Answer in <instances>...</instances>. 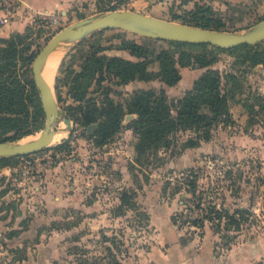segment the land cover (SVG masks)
<instances>
[{
  "label": "rangeland",
  "instance_id": "1",
  "mask_svg": "<svg viewBox=\"0 0 264 264\" xmlns=\"http://www.w3.org/2000/svg\"><path fill=\"white\" fill-rule=\"evenodd\" d=\"M102 1L105 0H76L66 13L58 12L57 23L38 21L22 33L23 48L37 55L61 29L109 12ZM199 3L213 9V18L224 23L221 31L245 33L264 19V0ZM122 10L127 9H117ZM186 12L181 9L164 20L184 24ZM121 39L137 41L151 49L153 55L162 50L174 53L177 49L196 54L208 52L217 59L213 67L221 73L241 68V93L230 101L234 122L214 126L211 140L194 149L182 147L193 133L179 134L173 149L159 153L162 162L137 165L134 172L130 171L129 162L135 156L136 137L130 126L135 117L128 115L121 131L103 147L95 146L93 132L97 124L83 128L72 122L70 132L63 114L73 103L66 94L73 76L83 72L87 60L101 47L108 49L99 56H113ZM57 51L63 54L51 87L57 101L59 96L62 98L58 102L60 117L55 124L54 141L42 151L8 157L0 164V260L5 264H82L81 260L101 264V258L111 248L114 252L127 249L128 254L121 255L123 264H264V65L234 66L235 57L244 53L224 52L214 46L177 48L167 41L118 29L100 31L80 42L62 43L53 53ZM257 51L264 57V42ZM32 63H18L17 72L23 82L33 79ZM151 63L150 67L157 70L158 63ZM97 78L88 79L86 84L89 96L101 100L103 92L101 83L96 84ZM187 78L186 75L182 86ZM102 86L113 89L110 96L116 102H123L135 90L163 88L159 80L127 87L108 79ZM177 96L168 95L170 100L178 99ZM38 99L39 92L28 98V119L21 122V133H31L14 142L36 140L44 129L46 117L37 120L35 116ZM240 100H247L246 107ZM248 105L253 106L252 111ZM14 134L10 132L3 138ZM190 169L200 173L199 190L207 200H203L205 207L208 202L217 203L218 208L223 203L231 212L247 208L254 217L240 231L227 230L223 224L217 233L206 222L203 236L200 228L174 225L171 216L182 210L193 218L202 214L185 191L172 195L169 188L164 192L168 182L173 187ZM143 174L148 176L147 181ZM124 188L137 192L136 199L149 216L148 227L145 221L138 222L135 211L114 216Z\"/></svg>",
  "mask_w": 264,
  "mask_h": 264
},
{
  "label": "trees",
  "instance_id": "2",
  "mask_svg": "<svg viewBox=\"0 0 264 264\" xmlns=\"http://www.w3.org/2000/svg\"><path fill=\"white\" fill-rule=\"evenodd\" d=\"M127 0H105V11L117 10ZM184 24L201 27L211 30H222L224 23L213 18V9L205 4L196 2L194 8L186 12ZM30 30L29 28L26 30ZM112 30V29H109ZM24 34L15 33L7 39H0V142L16 141L20 137L31 132L21 133V122L28 119L29 112L26 108V101L32 95H38L33 79L22 81L17 72L20 60L33 61L36 55L23 48ZM159 41V40H157ZM171 46L181 47H201L207 48L206 44H188L180 42H168ZM261 44V43H260ZM258 45H240L232 49H216L224 52L234 53L240 51L235 57L234 66H257L264 65V57L257 51ZM215 47V46H214ZM108 48L101 47L94 55L87 60L83 72L73 76L71 86L67 91L68 98L73 102L69 105L64 118L77 124L79 127L90 128L98 125L93 132L95 146L103 147L110 143L112 138L123 128V122L128 115L136 116L131 122L133 134L136 137L135 156L129 162L130 171L134 172L136 166H144L162 162L159 156L161 151L173 149L178 141L179 134L191 132L193 135L184 140L183 149H194L202 142H208L212 137V128L218 124L230 125L234 122L230 101L234 100L241 93L243 76L241 68L235 72L221 73L213 68L217 59L212 54L189 53L186 49H177L176 52L162 50L156 55L147 46L129 39H121V43L116 50L128 51L137 61H132L119 56H108L99 53ZM28 50V51H26ZM30 52V56L25 54ZM158 63V69L153 70L150 57ZM181 68L205 69L204 73L194 81L192 88L176 100H170L165 89H139L131 93L123 102H116L110 95L113 91L111 87H104L102 83L109 79L115 81L117 85H128L134 81L150 82L159 80L165 85L172 87L181 80ZM96 84L101 83L103 99L99 100L89 96L87 80L95 79ZM57 83L59 77L56 78ZM29 85V89L27 88ZM56 86V90H58ZM33 92L34 94H29ZM61 96L58 102H61ZM247 100L239 101L245 107ZM250 111L253 106L248 105ZM36 119L45 116L43 108L38 99ZM10 132H15L13 136L3 138ZM59 149L63 150L60 146ZM7 161L1 158L0 164ZM231 170L226 171L229 177ZM145 181L148 176L143 174ZM226 177V176H225ZM200 173L195 169L183 172L180 180L174 182V186L168 182L164 192L170 188L171 194H178L185 191L191 195L196 208L202 214L193 218L187 210H182L172 216V222L179 227L191 226L202 230L206 222H209L212 229L217 233L226 225V229L240 231L242 225L250 221L254 214L247 208H237L230 211L221 203L220 208L215 202H208L204 206V192L199 190ZM172 183V182H171ZM218 184V183H217ZM219 188L221 187L218 184ZM137 192L132 189H123L119 194V204L114 207L113 214L116 217L124 216L128 211H135L138 222L149 225V216L142 209L137 199ZM207 201V200H206ZM198 202V203H196ZM107 239V237H105ZM114 243V242H113ZM117 244V243H115ZM117 248V245L115 246ZM124 251H113L108 248V254L101 258V264H123L122 253ZM125 254V255H126ZM82 264L90 263L88 260H81Z\"/></svg>",
  "mask_w": 264,
  "mask_h": 264
},
{
  "label": "water",
  "instance_id": "3",
  "mask_svg": "<svg viewBox=\"0 0 264 264\" xmlns=\"http://www.w3.org/2000/svg\"><path fill=\"white\" fill-rule=\"evenodd\" d=\"M109 29L123 30L159 41L206 44L221 49H232L240 45H258L264 42V19L245 33H233L164 20L132 10H114L67 26L43 46L32 63L33 81L46 117L44 129L36 140L27 143L0 142V159L33 154L47 148L54 141L55 124L60 117V108L53 88L43 76L44 66L50 55L62 43L80 42L93 34ZM64 122L71 132L72 121L64 118ZM0 264L5 263L0 260Z\"/></svg>",
  "mask_w": 264,
  "mask_h": 264
},
{
  "label": "crops",
  "instance_id": "4",
  "mask_svg": "<svg viewBox=\"0 0 264 264\" xmlns=\"http://www.w3.org/2000/svg\"><path fill=\"white\" fill-rule=\"evenodd\" d=\"M76 0H22V8L16 16L13 23L8 27H0V39H7L15 33L22 34L30 26H34L31 19L29 18V13L32 11L37 12H48L52 13L56 10L61 13H66L68 6L72 5ZM200 1L207 0H127L123 3V9L132 10L138 13L145 15L153 16L160 19H168L172 13H178L181 9L190 11L194 8V4ZM32 10V11H31ZM113 56L123 57L132 61H137V59L130 55L128 51L117 50ZM214 68V67H213ZM215 69H217L215 67ZM186 72V74L184 73ZM205 69H190V68H181V80L175 86L169 87L162 83L163 88L169 93H174L178 95L177 97H182L184 93L190 90L194 84V81L198 79ZM235 72V71H230ZM191 73V74H190ZM187 75V82L182 86V83L185 82L184 77ZM142 81H134L126 85L127 87L133 83H139ZM161 83V82H160ZM180 88V89H179ZM233 110L231 109V113ZM233 115V114H232ZM132 117H136L132 115ZM234 119V116H232ZM172 221V216H171ZM173 223V222H172ZM174 224V223H173ZM175 225V224H174ZM175 263V262H174Z\"/></svg>",
  "mask_w": 264,
  "mask_h": 264
},
{
  "label": "built area",
  "instance_id": "5",
  "mask_svg": "<svg viewBox=\"0 0 264 264\" xmlns=\"http://www.w3.org/2000/svg\"><path fill=\"white\" fill-rule=\"evenodd\" d=\"M21 8L22 0H0V27L10 26ZM58 12V10L52 13L32 11L29 18L34 24L38 21L55 24L58 22Z\"/></svg>",
  "mask_w": 264,
  "mask_h": 264
},
{
  "label": "bare ground",
  "instance_id": "6",
  "mask_svg": "<svg viewBox=\"0 0 264 264\" xmlns=\"http://www.w3.org/2000/svg\"><path fill=\"white\" fill-rule=\"evenodd\" d=\"M61 52L57 51L52 53L48 58L44 69H43V76L45 77L46 81L51 85L54 82L56 71L60 62V54ZM58 54V55H57ZM57 55V56H56ZM23 143V142H22Z\"/></svg>",
  "mask_w": 264,
  "mask_h": 264
}]
</instances>
